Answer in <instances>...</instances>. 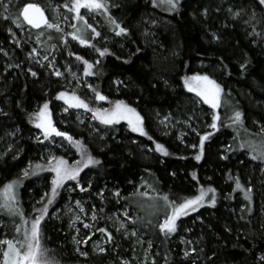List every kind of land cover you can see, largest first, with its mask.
<instances>
[{
	"label": "trees",
	"instance_id": "trees-1",
	"mask_svg": "<svg viewBox=\"0 0 264 264\" xmlns=\"http://www.w3.org/2000/svg\"><path fill=\"white\" fill-rule=\"evenodd\" d=\"M8 2L9 21L16 29L28 27L21 16L19 27L13 20L29 2L41 5L49 23L53 22L45 0ZM113 5L114 19L128 30L126 35L117 36L115 29L102 23L110 40L105 41V33L100 30L99 36L89 40L92 46L84 47L77 41L65 45L62 31L52 28L40 36L41 48L49 55L56 49L58 60L84 75L87 91L95 96V89L108 98L98 100L99 104L94 106L93 98L85 99L83 92L75 93L88 105L110 108L111 103L122 100L139 112L148 135L132 132L126 121L113 126L97 123V128L105 132L103 136L92 132L87 123H78L74 118L65 121L64 132L86 145L101 164L84 168L77 180L65 181L58 189L41 222L49 259L53 264H130L133 242L139 236L158 264H264L261 259L264 256V198L257 191L256 172L249 171L240 156L249 155L250 150L241 148L242 143L264 138V5L259 0H180L173 12L154 6L153 0H115ZM3 24L0 19V50L11 72H4L0 65V188L20 178L19 208L30 224L37 215L34 208L42 207L37 202L45 193L50 194L54 175L48 171L28 177L20 175L30 163L47 164L40 161L37 154L42 143L31 138L38 128L30 114L35 112L37 100L40 106L47 102L51 119L56 122L53 103L67 105L45 93L46 87L57 81L45 65L30 63L27 67L34 69L38 77L34 79L29 75L26 47L19 49ZM28 28L36 35L46 27ZM103 48L109 51L101 57L96 49ZM77 56L92 65V75L84 74V64ZM245 60V68L241 69ZM194 74L208 75L222 88V100L215 110L219 117L215 130L208 126L213 111L184 88L182 78ZM62 91L72 92L59 88L56 97ZM237 110L242 113V123L233 124V113ZM162 116L179 121L185 131L189 130L183 121L188 122V118L193 117L198 125L191 121L189 124L196 132L189 131L193 137H185L188 143L180 141L174 131L168 135L161 128ZM205 133L211 136L205 141L204 155L198 162L194 157L200 150V135ZM153 141L163 145L169 155L157 152ZM221 146L227 147L225 153ZM75 153V157H68L57 150L56 156L71 164V160L81 158L76 149ZM221 156L226 158L221 159ZM229 176L239 177L245 189H252L251 212L246 210L249 202L244 193L235 189V182ZM262 178L264 180V175ZM77 183L86 189L83 193L89 198L86 204H95L100 213L94 236L102 233L107 239L103 252L92 251L87 241L81 243L87 255L75 251L65 221L53 215V210L66 199L64 187L73 185L77 189ZM208 187L215 189V203L208 202L212 196L209 193L201 206L176 221L177 230L169 235L161 233L159 224L171 209L152 216L144 213L134 201L143 197L159 206L165 204L161 197L167 196L170 201L180 203ZM119 208L126 209L132 216L126 229L136 237L125 236L112 225L110 217ZM0 217L7 224L8 238L20 240L21 231L28 224L19 217L20 232L18 236L11 235L8 215L0 211ZM85 224L92 225L86 218L80 224L81 229Z\"/></svg>",
	"mask_w": 264,
	"mask_h": 264
},
{
	"label": "snow or ice",
	"instance_id": "snow-or-ice-1",
	"mask_svg": "<svg viewBox=\"0 0 264 264\" xmlns=\"http://www.w3.org/2000/svg\"><path fill=\"white\" fill-rule=\"evenodd\" d=\"M260 4L264 5V0H259ZM158 4L166 5L169 11H174L178 8L180 0H153V5L157 6ZM67 6V5H66ZM87 9L89 12L103 10V14L107 17L108 22L114 26L115 34L117 36L126 35L128 30L125 27H122L113 17L108 14V4L106 0H72L70 11L74 12L75 19L83 22L81 28H76L75 32L71 33L73 40H78L81 45H91V42L85 38L84 32L87 29L91 30L93 36H99L100 33L89 24L83 15L80 14L81 9ZM7 11V8H5ZM207 10H205L206 14ZM23 17V21L28 25H31L33 28H40L41 25H44L47 28L57 27L56 25L49 23L44 16V12L41 7L36 3H25L23 8L19 11L17 19L13 20L18 27L21 24L19 17ZM7 18V17H6ZM57 30L58 27H57ZM11 31V29H9ZM215 38V36H214ZM101 57L105 54H108V49H96ZM33 54H35V49H33ZM71 55V53H70ZM119 59V57H117ZM47 60V57H44ZM77 60H82L84 64V74L92 75L91 72L92 65L87 61L83 60L82 57L77 56ZM39 63V61H37ZM127 63V61H125ZM247 61L240 65L241 69L245 68ZM49 67H53L52 64H49ZM31 71V69H29ZM54 75L60 76L61 73L58 70H54ZM32 76H36L37 73L32 71ZM74 75V74H73ZM184 83V88L190 92L194 93L204 104L208 105L213 110V115L211 117V124L208 125L212 129L217 128V121L219 120L218 115L215 114V110L220 106L221 103V86L214 80L211 79L208 75L194 74L192 76H185L182 78ZM79 83V81H77ZM116 83H120L116 81ZM89 87H91L89 85ZM95 94V99L104 101L108 98L93 89ZM58 100H63L68 108H82L85 111H90L92 113V118L99 121L101 125L113 126L119 124L121 121H126L128 127L132 132H138L141 136H147V132L143 127V118L137 112L135 107H132L126 104L122 100H116L111 103L110 108H92L84 100L75 94V91L68 93L62 91L57 93ZM68 108L64 110L67 111ZM30 117L32 118V123L34 126L41 130L43 134V139L37 137L38 143H43L48 141L51 137H63L64 140L68 141L69 144L74 147L77 153L80 155V159L74 161L72 164H69L67 160L63 157L49 156L47 159V164L42 165L39 163L29 164L28 168L22 170L23 177H28L29 175H36L38 172L48 171L53 175L51 180V190L50 194L45 193L41 197L40 201L37 203L42 204L41 208H34V211L37 215L30 220V227H25L23 231L22 240H13V239H0V264H53V261L49 259L47 255V248L44 246L43 238L41 235V222L45 219V216L48 214V209L52 205L57 191L68 180H77V177L80 175L81 171L84 168L89 166H97L101 164V161L94 156H92L86 147L80 140H75L67 132L59 131L52 122L51 114L49 112V105L45 102L42 106L39 107L37 112L31 113ZM167 119V118H165ZM233 124L242 123V113L240 111H234L232 117ZM264 132V129H262ZM211 136V133H205L200 135L199 143V152L195 155V160L200 161L205 151V141L208 140ZM103 139V137H101ZM149 140H152L151 136H148ZM155 143V141H153ZM195 147V145H193ZM241 148L249 147L252 151L257 152L256 155H251V159L257 160L260 159L264 162V144H261L259 150L255 148L250 143H242ZM155 150L160 152L162 155H169L167 149L159 144L155 143ZM226 157L221 156V159ZM264 171V169H261ZM193 179H196L195 173H193ZM229 179L234 180L235 189H239L244 193V198L249 202V207L246 209L248 212H251V188L245 189L241 184L239 177L229 176ZM20 184V178L12 180L11 182L5 183L2 188H0V210H3L9 216H19L22 222L27 225L29 221L25 219L24 214L20 210L17 201L16 188ZM80 187L79 183L76 185ZM81 191H86L85 188H80ZM212 193L211 199L208 201L210 204H214L216 200L215 189L208 187L207 189L201 188L199 194L191 198H186L183 202L177 203L176 201H170L167 196L161 197L165 202L166 206L170 208L166 218L162 223L159 224L161 233L169 235L176 232L177 224L176 221L184 215H188L189 210L195 211V209L201 206L204 202L205 197ZM102 196V193H100ZM119 195V193H116ZM46 201V202H45ZM77 206H80V202L77 201ZM80 211H84L81 207ZM78 220L79 217H76ZM95 219V216H93ZM84 227H89L85 224ZM16 231L20 232V225H15ZM100 232H104L105 229H98ZM135 235V233H133ZM75 239V238H74ZM101 252L104 249H100ZM82 255H87V253H81ZM188 253L185 252V256ZM264 260V256L261 257Z\"/></svg>",
	"mask_w": 264,
	"mask_h": 264
},
{
	"label": "rangeland",
	"instance_id": "rangeland-1",
	"mask_svg": "<svg viewBox=\"0 0 264 264\" xmlns=\"http://www.w3.org/2000/svg\"><path fill=\"white\" fill-rule=\"evenodd\" d=\"M9 1V0H8ZM8 1H2L0 0V19L4 22L3 26L5 27L8 35L10 36L11 41L15 43V45L20 49L24 46L27 49L26 56H27V62H26V71L29 73L30 76L31 72L34 71V69L27 67L30 63L32 65L39 64L40 66L44 67V65L54 72V70H58L61 75L56 76L53 74L52 77L56 78V83L52 84L50 87H46L45 93L52 97V99H56V90L59 88H63L65 90L69 91H75V93L81 94V92L84 93V97L94 100L95 104L94 106H97L99 104L98 100L95 99V96L92 95L90 91H87L88 88V82L86 84V81L84 79V75L79 72L78 69H73L71 66H69L65 61L58 60L59 53L54 49L53 54L49 55L41 48V42H40V36L46 35L52 28H44L39 32V34H33L28 27H22V28H14V26L9 21V2ZM46 3L50 7V13L53 17L52 24L56 25L63 34V42L65 45H67L69 42H75L80 43L78 40H73L71 33L75 32V28L73 25L76 26V28H81L83 26V22H81L78 19H75V13L70 11V6L72 3V0H45ZM115 0H106V3L108 4V14L111 17H115L114 10L115 7L113 3ZM67 5V6H66ZM158 8L165 12H173L169 11L166 5L158 4ZM5 8H7V11H5ZM80 14L85 17V20L91 24L97 32L102 30L101 32L105 33L104 39L105 41L110 40V35H108V31L105 30V28H102V23L107 25L110 28L114 29V26H112L109 22L107 17L103 14V10L99 11H93L89 12L87 9H81ZM99 16V18H98ZM7 17V18H6ZM54 27V28H57ZM11 29V31H9ZM110 30V29H109ZM253 32L257 33V30L253 28ZM84 36L86 39H94L97 36H93L90 29L85 30ZM77 41V42H76ZM84 47H87L89 45H81ZM33 49H35V54H33ZM47 57V60L44 59V57ZM3 53L0 50V65L2 66V69H4V72L8 73L10 71V68L8 66V63L3 58ZM39 61V63H37ZM49 64H52L53 67H49ZM57 67V68H56ZM31 69V71H29ZM11 72V71H10ZM35 72V71H34ZM74 74V75H73ZM38 75L32 76V78L37 79ZM79 81V83H77ZM85 81V82H84ZM85 88V89H84ZM192 97L198 101L199 97H197L194 93H192ZM221 100H222V93H221ZM37 100L35 102L34 108L35 112L39 110L40 105H38ZM90 106V105H89ZM52 108L56 112V122L52 120L53 125L59 130L63 131L62 126L66 123L65 121L69 118L73 119L78 123H87L88 127L92 129L94 133L99 135H105V132H102L99 128H97V123L99 121L94 120L92 118V113L90 111H85L82 108H68L67 106H63L59 103H53ZM92 107V106H90ZM68 108L67 111L64 109ZM93 108V107H92ZM1 109V108H0ZM210 110H212L210 108ZM213 111V110H212ZM210 112V111H209ZM167 118V119H165ZM189 121L191 123H194V125H198L196 121H194L193 117L188 118L187 121H183L186 123L185 127H188L189 131H195V128L189 124ZM160 126L162 129H164L166 134H171L173 131L177 135V138L180 141H184L185 137H189L188 139L192 138V134L189 133V131H185L183 127L180 126L179 121H174L169 116H162L159 120ZM37 137H40V139H43V134L40 129H36L32 132V139L34 141H37ZM249 141V140H248ZM187 140H185V143ZM188 143V142H187ZM250 144H252L257 150H259L261 144H264V138H259L256 140H250ZM10 144V143H7ZM226 146H221V151L223 153L226 152ZM59 150V153L61 155L66 154L68 157H75V149L72 147L68 141L64 140L63 137H51L48 141H44L42 145L37 150V154L39 156V160L42 162H47V159L49 156H56V151ZM222 153V154H223ZM257 152L252 151L250 148L249 155L248 154H240L242 155L243 159L246 161V165L249 171L256 172V178L257 180V191L259 190L261 194L259 196L264 198V180L262 178V175H264V171L261 169H264V162L259 160H253L251 159V155H256ZM74 161H77L76 159L71 160L70 163L72 164ZM28 168V167H26ZM25 169V168H23ZM22 169V170H23ZM22 170L20 171V175H22ZM249 178L247 179V183H249ZM21 188V181L19 186L16 188L17 193V201L19 206V190ZM74 188L73 185H67L64 187V192L66 195L65 201L60 205V207H56L55 210H53V215L56 214L60 218H63L66 224V230L69 235V240L72 245H74L75 251L79 253H85L81 249V243L88 242L89 248L94 252H101L100 249H104L105 244L107 243V239L102 235V233H99L98 236H94V227L96 226V221L100 220V213L98 211L97 206L94 205H87L86 201L89 199L87 196H84L83 193L85 191H81V187ZM77 201L80 202V206H77ZM89 201V200H88ZM134 201L137 203V206L144 212V213H150L152 216H156L160 211L162 210H169L166 206V204H160L159 206L155 203L151 202V200H148L146 198L140 197L137 201L134 199ZM83 208L84 211H80V208ZM148 210H151L148 211ZM3 211V210H0ZM118 211V212H117ZM113 211L112 216L110 217V221L112 222V225L117 231L123 232L125 236L128 237H136V234L133 235L134 232L131 230L126 229L128 226V221L132 219V216L128 215V212L126 209H121ZM190 211V210H189ZM4 212V211H3ZM93 216H95V219H93ZM76 217H79L77 220ZM10 219V226H11V235H15V233L18 236V232L16 231L15 225H18L19 216H9ZM89 219V222L92 225H89V227H84L81 229L80 224L85 222V219ZM22 221V220H21ZM88 225V224H87ZM28 227H30V224H28ZM16 236V237H17ZM9 239L7 234V224L6 222L0 217V239ZM21 238L23 239V231H21ZM75 238V239H74ZM16 240V239H15ZM19 240V239H18ZM134 255L131 256L132 262L130 264H158L154 257L150 255L149 247L147 246L146 242H144L143 239H141L138 236V240H135L134 242ZM82 255V254H81ZM122 264H127L126 262H122Z\"/></svg>",
	"mask_w": 264,
	"mask_h": 264
},
{
	"label": "water",
	"instance_id": "water-1",
	"mask_svg": "<svg viewBox=\"0 0 264 264\" xmlns=\"http://www.w3.org/2000/svg\"><path fill=\"white\" fill-rule=\"evenodd\" d=\"M29 3H33V2H29ZM37 4V3H36ZM39 5V4H38ZM40 7H41V9L43 10V12H44V16H45V18L47 19V21L49 22V17H48V14H47V12L45 11V9L41 6V5H39ZM23 8V7H22ZM22 17V16H21ZM22 19H23V17H22ZM25 24L28 26V27H30V28H32V29H35V30H37V29H40V28H42V27H44V25H41V27L40 28H33L31 25H28L26 22H25Z\"/></svg>",
	"mask_w": 264,
	"mask_h": 264
}]
</instances>
